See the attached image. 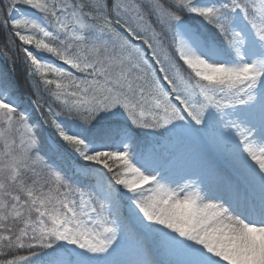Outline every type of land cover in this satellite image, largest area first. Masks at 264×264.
<instances>
[{
    "label": "snow or ice",
    "instance_id": "snow-or-ice-1",
    "mask_svg": "<svg viewBox=\"0 0 264 264\" xmlns=\"http://www.w3.org/2000/svg\"><path fill=\"white\" fill-rule=\"evenodd\" d=\"M0 264H264V0H0Z\"/></svg>",
    "mask_w": 264,
    "mask_h": 264
},
{
    "label": "trees",
    "instance_id": "trees-1",
    "mask_svg": "<svg viewBox=\"0 0 264 264\" xmlns=\"http://www.w3.org/2000/svg\"><path fill=\"white\" fill-rule=\"evenodd\" d=\"M17 81L20 83L22 89H28V85L25 79V69L23 65L17 61V64L15 65V73H14Z\"/></svg>",
    "mask_w": 264,
    "mask_h": 264
}]
</instances>
